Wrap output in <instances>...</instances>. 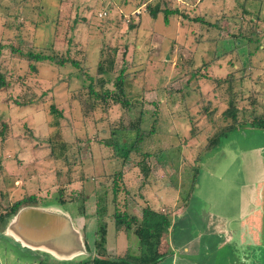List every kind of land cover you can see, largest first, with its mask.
I'll use <instances>...</instances> for the list:
<instances>
[{"label": "rangeland", "instance_id": "obj_1", "mask_svg": "<svg viewBox=\"0 0 264 264\" xmlns=\"http://www.w3.org/2000/svg\"><path fill=\"white\" fill-rule=\"evenodd\" d=\"M159 3L179 15L167 22L163 13L152 19L144 11L145 0H0V73L10 83L0 90V159L4 165L0 194L7 196L0 198L1 208L36 194L39 207L68 215L92 252L96 211L105 198V247L108 256L118 257L126 251L138 255L139 244L133 233L115 232L113 205L119 212L139 216L146 206L180 209L184 198L183 209L169 216L171 227L163 235L161 252L170 253L159 264L173 262L171 251L178 259L173 264L190 263L180 262L186 248L197 252L201 264H264V132L244 125L224 138L219 148L200 152L215 127L224 124L218 118L227 109L230 84L226 81L232 80L231 75L235 81L243 76L241 85L252 89L244 91V99L237 104L245 114L239 120L251 122L248 114L253 107L256 114H264V0ZM103 11L107 16L99 18ZM26 49L54 60L37 63L32 71L20 58ZM114 52L112 71L99 75V65L106 66ZM56 59H63V64L57 65ZM122 76L128 100H137L132 102V113L110 102L106 103L108 112H102L103 102L98 98L92 107L89 86L100 93V84L112 88ZM28 100L35 102L29 109L16 105ZM51 106L60 118L50 113ZM205 107L214 111L212 117L203 112ZM139 111L150 117L145 129L154 120L157 130L139 153L123 160L104 142L112 129L125 128ZM191 128L203 132L198 140L187 143V152L183 140H190ZM53 136H60L68 146L66 164L44 160L45 141ZM118 138L129 140L126 133ZM147 167L145 177L141 170ZM193 168L199 170L197 174ZM188 179L194 183L190 192ZM64 187L77 202L62 197L65 204H57L58 191ZM112 192H116L114 203ZM84 196L85 216H81L78 198ZM249 198L257 207L262 205L258 241L246 226L229 230L228 239L227 218L240 217L243 223L253 208L247 205ZM210 222L220 230L205 227ZM84 253L70 259L39 250L33 254L39 264H79L88 255ZM28 257L20 256L31 263Z\"/></svg>", "mask_w": 264, "mask_h": 264}, {"label": "trees", "instance_id": "obj_2", "mask_svg": "<svg viewBox=\"0 0 264 264\" xmlns=\"http://www.w3.org/2000/svg\"><path fill=\"white\" fill-rule=\"evenodd\" d=\"M62 1V0H57ZM146 4H144V11L148 13L149 17L152 19H156L160 13H163L164 15V21L167 22L170 16H176L179 15V12L177 10H169L167 8H163L162 5L159 3L160 0H145ZM166 6V5H165ZM162 9V10H161ZM185 17V16H184ZM199 21V20H198ZM195 22L197 20L195 19ZM132 28V27H131ZM234 37V36H232ZM237 37V36H235ZM234 37V38H235ZM33 49V48H32ZM29 50L26 49V53L20 54V58L22 57L25 59L28 64L29 68L32 71H35L34 65L37 63L45 62V61H51L54 60L53 58L41 55V54H33ZM17 52V50H15ZM115 52L109 55V59L107 61V65L104 66L103 64L99 65L97 72L99 75H107L112 71V68L115 63L114 59ZM57 61V62H56ZM55 63L57 65H62L64 60L56 59ZM242 70V69H241ZM240 70V71H241ZM191 76L197 79L196 73H191ZM232 80L229 79L226 82H229L228 86V100H227V109L224 110L221 114V116L218 118V120L224 122L221 126L215 127L214 133L209 136L206 139V143L204 147L201 148V153H206L213 151L221 146V142L224 138H226L229 134L236 132L240 130L244 125H247L251 127L250 130H258L264 132V114L258 115L256 114V110H254L256 107H253L251 112H249L248 115L252 117L251 122H244L239 120V117H244L245 114L242 110H239L237 107V104L240 100L244 99V91L251 92V87H246L244 84L241 85V80L243 79V76L240 78H237L235 81L233 78V75H231ZM5 77L3 74L0 73V90L5 89L9 87L10 83H5ZM103 81V80H102ZM107 81V80H105ZM108 82V81H107ZM124 76L119 77L115 80L113 83V87L110 88L107 86L108 84H100V93L95 92L93 90V85H90L89 87V93L90 95H93V102L91 104L92 107L96 106L97 104V98L99 101L103 102L102 107L104 108L102 112L107 113L108 110L106 109L108 104L107 102L111 103L112 105H118L123 109V111H128L130 114L133 110H131L132 100H128L126 96V92L124 89ZM198 86L199 81L197 82ZM239 84V87H238ZM104 86V87H103ZM102 87V88H101ZM194 90L199 93V90L196 87H193ZM238 90H237V89ZM18 100V99H17ZM251 100V104L255 103V99L249 98ZM30 101V100H28ZM139 103V101H138ZM142 103V102H141ZM140 103V104H141ZM17 106L20 107H26L27 109L30 108V106L35 105V102L31 100L30 102L21 104L17 102ZM211 104L209 103V107ZM209 107H205L203 112L207 114V116L212 117L214 114V111L207 110ZM50 113L57 116V119L61 117V114L56 111V109L51 106L50 107ZM138 116L134 119L130 118V123L124 128L118 127L111 130L110 138L109 140H105L104 144L107 147H110L113 149L114 154L119 155L121 158L126 159L129 157V154H136L139 153V151L144 147L145 141L150 138L151 135L155 134L156 128V122L152 120L153 122L150 123L149 130H146V124L149 123L150 117L148 115V112L139 111L137 112ZM217 120V121H218ZM54 125H57V120L54 123ZM200 132L203 131H196L195 129L191 128L190 130V140L187 141L185 138L183 140V143L185 145L184 148L188 152L189 149L187 148V143L191 140H198V137L200 135ZM127 134L128 141H122L119 140L118 136L119 134ZM1 135H3L2 132H0ZM202 135V134H201ZM193 140V141H194ZM47 147H44L43 149L47 151L46 156L44 157V160L46 161H60L63 160V162L66 164V153L68 151V146L65 142L61 141L60 136H53V139H48L45 141ZM5 143V142H4ZM4 143H1V147L4 145ZM129 143L127 146L126 144ZM5 148V147H4ZM192 152V149H190ZM187 156V155H185ZM185 156L183 158V162H186ZM146 157H149L147 155ZM200 155H198L195 159H199ZM54 161V163H56ZM197 161V160H196ZM190 166L188 167L189 170L192 169L191 163H188ZM143 167V166H142ZM4 168V165H2L1 159H0V172H2L1 169ZM195 169V170H194ZM197 168H193L194 174H197L199 170H196ZM144 173V176L147 177V172H149V168L147 167V170L145 168H142L141 170ZM191 173V172H190ZM192 176V173L190 174V178ZM188 191L190 192L193 189L194 183L193 180L188 179ZM69 185H66V188ZM173 187V185H172ZM64 187L63 189H59L58 196L59 198L56 200L57 204L64 205L65 201L62 197H67V201L69 203H75V199L70 198L68 194V190H66ZM146 190V188L144 189ZM83 193V192H82ZM116 192H112V200L111 202L114 203ZM7 197L2 194H0V198ZM85 197V198H84ZM78 198L80 200L78 212L81 216H85V202L86 197ZM141 197V196H140ZM184 205L182 204V208L178 209L177 206H167L163 207L160 210L151 209V207L146 206L141 210V213L139 216L132 215L127 210H123L119 212L117 209H115V206L113 205L114 212L112 215V221L115 228V232L117 234H130L133 233L134 236L138 240L139 249H138V255H132L129 251H126L123 255L118 257H111L108 256L107 250L105 247L106 244V226L107 223L105 221L106 217V200L105 198L101 200V206L96 211L97 214V222H96V240L94 242V249L91 250L88 248V245L85 243L84 249L86 250V253L88 255L85 256L83 260L79 262V264H159L170 252L164 253L161 252V245L163 241V235L166 234L170 227H171V220L170 217L172 214H174L175 211L183 209V207L186 205V201L183 198L182 199ZM39 199H37L36 194H28L21 200H18L14 202L13 204H10L7 208L2 209L1 208V202H0V233H2L9 223V221L14 217L20 209L26 208V207H38ZM83 243V245H84ZM165 246V245H164ZM164 249V247H163ZM165 251V250H164ZM85 253V254H86ZM69 264V263H68ZM73 264V263H72Z\"/></svg>", "mask_w": 264, "mask_h": 264}, {"label": "water", "instance_id": "obj_3", "mask_svg": "<svg viewBox=\"0 0 264 264\" xmlns=\"http://www.w3.org/2000/svg\"><path fill=\"white\" fill-rule=\"evenodd\" d=\"M6 233L25 248L54 253L61 259H70L85 251L69 217L53 208L20 209L7 224Z\"/></svg>", "mask_w": 264, "mask_h": 264}, {"label": "crops", "instance_id": "obj_4", "mask_svg": "<svg viewBox=\"0 0 264 264\" xmlns=\"http://www.w3.org/2000/svg\"><path fill=\"white\" fill-rule=\"evenodd\" d=\"M256 155L259 158L261 157L260 152H258V151L256 152ZM261 173H262V169L260 170L259 175H261ZM260 183L261 182L258 181L257 185L259 186ZM254 192H255V189L253 188L251 190V193L254 194ZM247 205L251 206L253 208L250 211V213L245 218H243V223L240 224V222L238 221V218H240V217H229V218H227V220L225 222L224 232L227 234L228 239L231 238L230 233L228 232L229 230H234V229H238L239 227L241 228L242 226H246L247 228L251 229V231L253 232L254 237H255V241H258L257 232L258 231L262 232V227H263L262 209H260V208H262L261 207L262 205L257 207L258 204L256 202L254 204L253 201L251 202L250 198L247 201ZM39 208H44V207H39ZM48 208H50V207H48ZM55 210H57V209H55ZM60 212H62V211H60ZM65 215H67V214H65ZM211 223L212 222L207 223L205 225V227L207 225L208 226L213 225ZM232 223H235V224H232ZM6 227H5L4 231L2 233H0V238L2 239V241H0V264H22L23 261L20 258V256H23V254L28 255L29 256L28 259L32 260L31 263L29 261H27V262H23V264H39V258L37 257L36 254H33L34 250L25 248V247L21 246V244L18 245L19 242H17L16 239H14L12 236H10L6 233ZM205 227L203 228V230L205 229ZM213 228L216 231L220 230V227L217 225H213ZM190 239L192 241V239H193L192 236H190ZM189 244H191V243H189ZM172 245H173V241H172L171 246ZM21 248H25V249L23 250ZM27 251H29L30 253ZM185 251H186L185 255L181 256V257H184L183 258L184 261H182V259L180 260L181 263H183V262L188 263V262H186L188 260L190 262L188 264H201L200 260L199 261L196 260L197 252H195L194 250H191L190 248H186ZM172 253H173V251H171L173 262L176 260L178 261L177 255L175 253H173V254ZM186 254H187V256H186ZM173 262L169 263V264H173Z\"/></svg>", "mask_w": 264, "mask_h": 264}, {"label": "built area", "instance_id": "obj_5", "mask_svg": "<svg viewBox=\"0 0 264 264\" xmlns=\"http://www.w3.org/2000/svg\"><path fill=\"white\" fill-rule=\"evenodd\" d=\"M107 16V12L106 11H103L101 13H99V18H104Z\"/></svg>", "mask_w": 264, "mask_h": 264}]
</instances>
